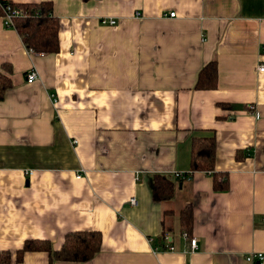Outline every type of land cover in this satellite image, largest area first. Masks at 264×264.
Instances as JSON below:
<instances>
[{
  "label": "crops",
  "instance_id": "crops-1",
  "mask_svg": "<svg viewBox=\"0 0 264 264\" xmlns=\"http://www.w3.org/2000/svg\"><path fill=\"white\" fill-rule=\"evenodd\" d=\"M48 1L56 53L30 52L0 16L11 81L0 100V253L10 264H257L246 257L264 255V0ZM211 61L216 87L196 88ZM209 135L225 191L190 171L192 138ZM156 174L182 180L170 200L154 201ZM188 203L190 237L179 221ZM79 230L101 234L89 261L31 251L16 263L25 240L57 250Z\"/></svg>",
  "mask_w": 264,
  "mask_h": 264
},
{
  "label": "trees",
  "instance_id": "trees-1",
  "mask_svg": "<svg viewBox=\"0 0 264 264\" xmlns=\"http://www.w3.org/2000/svg\"><path fill=\"white\" fill-rule=\"evenodd\" d=\"M89 1V0H83ZM21 10L22 14L12 18L13 29L20 36L24 46L32 52L50 54L58 51L59 22L53 14L52 1L14 2L0 0V16L5 17L7 12ZM4 68L10 70L7 65ZM217 85L216 62L211 61L199 72L196 82L198 89H213ZM11 87L7 75L0 71V100ZM223 105V104H222ZM215 138L213 135L193 137L191 141L190 161L191 172L206 171L212 175L213 189L225 191L228 188V179L224 173L214 171ZM175 181L159 174L152 180V197L154 201L170 200L174 195ZM180 226L188 237L192 232L193 215L188 203L179 213ZM101 247V234L98 231L79 230L68 232L59 249H53L51 242L46 239H27L21 248L15 252V261L20 262L25 252L42 251L48 253L50 261L62 260L70 262H86L97 254ZM10 252L0 253V264H10Z\"/></svg>",
  "mask_w": 264,
  "mask_h": 264
},
{
  "label": "built area",
  "instance_id": "built-area-1",
  "mask_svg": "<svg viewBox=\"0 0 264 264\" xmlns=\"http://www.w3.org/2000/svg\"><path fill=\"white\" fill-rule=\"evenodd\" d=\"M22 14L21 10H15L13 12H7L5 14V17L3 18V23L6 27L9 28H13V21H12V17L15 15H20ZM175 15L174 12H170L169 16L173 17ZM102 24H107V25H114L116 23V20L114 18H103L100 20ZM32 52V51H30ZM39 55H43V53H38ZM257 71L259 73H264V63H260L257 66ZM25 79L27 83H32L34 81H36L38 79V73L35 69H31L28 72H26L25 74ZM248 109L250 111L253 112L255 118H259L260 117V112L256 109L254 104H250L248 105ZM191 172H189L188 174H184V173H175V176L179 179H182L186 176H188ZM210 173V172H209ZM29 174H31V172H29ZM81 176V174H77V177L79 178ZM129 203L133 206H135L137 204V200L135 197H131L129 199ZM184 236L187 237V234L185 233ZM189 246H190V250L194 251L197 247V239L192 237L189 238ZM246 259L250 262H254L256 261L257 264H261V262L264 260V255L262 253H249L246 257Z\"/></svg>",
  "mask_w": 264,
  "mask_h": 264
}]
</instances>
